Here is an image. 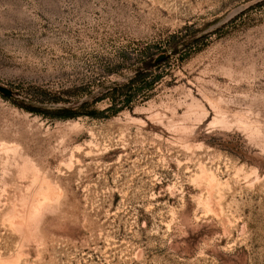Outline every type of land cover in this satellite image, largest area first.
I'll return each mask as SVG.
<instances>
[{
    "label": "rangeland",
    "instance_id": "1",
    "mask_svg": "<svg viewBox=\"0 0 264 264\" xmlns=\"http://www.w3.org/2000/svg\"><path fill=\"white\" fill-rule=\"evenodd\" d=\"M0 86V264H264V0H0Z\"/></svg>",
    "mask_w": 264,
    "mask_h": 264
},
{
    "label": "trees",
    "instance_id": "2",
    "mask_svg": "<svg viewBox=\"0 0 264 264\" xmlns=\"http://www.w3.org/2000/svg\"><path fill=\"white\" fill-rule=\"evenodd\" d=\"M140 77V74H138L133 80H136V79H139ZM114 92H112V99L114 100L115 96L113 95ZM29 110H34L32 108H29ZM48 112V111H47ZM84 114H88V115H91V116H98L97 112L96 111H85L83 112ZM82 112H78L76 111V109H73V108H69V109H60L58 111H52V112H49L50 115L52 116H58V117H74L76 115H79V114H83Z\"/></svg>",
    "mask_w": 264,
    "mask_h": 264
},
{
    "label": "water",
    "instance_id": "3",
    "mask_svg": "<svg viewBox=\"0 0 264 264\" xmlns=\"http://www.w3.org/2000/svg\"><path fill=\"white\" fill-rule=\"evenodd\" d=\"M0 91H2L6 95H12V91L5 86H0Z\"/></svg>",
    "mask_w": 264,
    "mask_h": 264
},
{
    "label": "bare ground",
    "instance_id": "4",
    "mask_svg": "<svg viewBox=\"0 0 264 264\" xmlns=\"http://www.w3.org/2000/svg\"><path fill=\"white\" fill-rule=\"evenodd\" d=\"M45 191V190H44ZM21 228V227H20ZM19 230H17V232H18Z\"/></svg>",
    "mask_w": 264,
    "mask_h": 264
}]
</instances>
